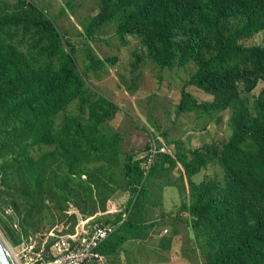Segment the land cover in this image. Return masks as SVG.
<instances>
[{
	"label": "trees",
	"instance_id": "obj_1",
	"mask_svg": "<svg viewBox=\"0 0 264 264\" xmlns=\"http://www.w3.org/2000/svg\"><path fill=\"white\" fill-rule=\"evenodd\" d=\"M51 5L0 0V198L23 236L50 230L58 218L76 225L70 207L92 217L129 191L125 212L105 219L119 226L100 252L110 264H136L125 255L148 252L143 242L157 221L145 218L178 162V210L188 214L191 251L202 258L193 264H264V44H246L264 32V0H96L97 13L82 17L78 32L85 38L83 70L78 42L51 17ZM110 26L122 45L128 37L138 41L130 62L138 74L128 89L137 87L144 65L153 66L158 85L162 70L193 65L176 114L192 117L199 132L225 116V140L180 150L175 139L178 156L157 154L145 176L143 160L123 146L129 132L111 129L117 105L86 81L119 62L99 58L91 45ZM189 86L209 99L198 100ZM175 215L162 213L159 231ZM171 227L158 239L165 251L177 232ZM5 232L14 237L12 228Z\"/></svg>",
	"mask_w": 264,
	"mask_h": 264
},
{
	"label": "rangeland",
	"instance_id": "obj_2",
	"mask_svg": "<svg viewBox=\"0 0 264 264\" xmlns=\"http://www.w3.org/2000/svg\"><path fill=\"white\" fill-rule=\"evenodd\" d=\"M67 4L59 5L54 3L51 5V7L58 10L60 7L64 6L66 9H68ZM82 5L83 7H87L88 13H85V11L82 12L81 17H87L88 14L96 13V0H88L87 5H85V2H82ZM51 12L53 13L54 10ZM51 12L50 15L52 17L53 14H51ZM62 26L68 29L73 35L74 39L78 42L79 51H81L79 55L80 59L78 66L80 70H83L84 61L81 59L83 53L81 46H83L82 42L85 41V38L82 35H78L79 30L74 29L70 25ZM113 30L114 28L111 26L104 28L97 38L103 37L105 40L101 43H91V45L95 50L96 56L99 58L104 59L117 56L119 59L117 66L114 68H107L108 65H105V67H103V71H99L97 75L96 73L91 72L89 76L86 77V81L100 95L109 98L114 104H118L116 105L120 111L115 116L116 119L114 118L110 122V125L111 127L118 126L121 132L125 131L126 128H129V138L126 144L127 148L131 152L133 151L138 155L144 154V152H142L143 147L147 138L150 137V133L145 129L147 127L149 131H152L153 128L159 129L157 132L165 130L166 137H175L180 141V150L195 148L203 142H210L212 139L225 140V137L229 134L225 116L220 123H214L210 125L208 130L205 132H199L193 131L195 123L192 117L184 114L178 116L176 114L175 106L180 96V90L184 81L188 79L189 73L193 71V65H189L187 68L183 69L174 68L172 70H162V80L159 85L156 83V80L153 76V72L155 71L153 66L144 65L141 69L142 75L136 80L138 83V88L134 87L133 90L128 89V85L126 84H131L130 79L132 81L138 74V71L132 72L130 67V62L132 61V52L136 51L138 48V41L128 37V45H122L120 41L115 39L117 36L114 35ZM63 32L65 31L63 30ZM246 44H264V32L255 35L251 40L247 41ZM260 87L261 85L256 87L253 93H256ZM186 89L191 94L195 95L200 101L206 100L208 97L193 86H189ZM166 139H161L165 146H167L166 142H168ZM155 142L158 146H161L159 145L161 144L160 140L157 142L155 139ZM170 145L171 143L166 148H168ZM202 174L203 171L194 178L201 177ZM207 174H211V171H208ZM172 196L173 195H166L165 199L163 198V204L167 209L171 208L175 210L178 209L180 202L178 200V203H176V197ZM130 197L131 194L129 191H119L107 203V207L113 209L116 206L117 210L121 209L123 212H125ZM70 208L69 211L74 210L73 213L77 215V221L79 218L83 217V215L80 214L77 209ZM161 215L162 211H159L153 215V218L159 220ZM151 218L152 217H146L145 219L148 221L151 220ZM66 219L68 218H58L56 220L55 225H58L60 234L71 231L75 226L73 225L72 220H70L72 222H66ZM95 221L101 222L96 218ZM156 223L161 226L159 221ZM7 227L15 230L13 238L7 236L5 232ZM163 228H167L169 230V228L165 226L162 227L161 230H163ZM49 231H46V228H40L38 232H36L35 236L30 238L27 237L32 234L23 236V233L20 230L18 218L15 215L13 208L9 206L6 201L0 198V237H2L10 251L14 253L19 264H27L19 246L33 243L37 247H41L44 243L45 235H47ZM14 239H17L21 242L16 245L13 242ZM189 247L193 249L195 247L194 243L190 242ZM187 250L188 247L186 248V251ZM172 252L175 257H173L172 261L166 264H193L195 262L202 261V258L194 252L187 253L189 258L186 260L180 259L178 256V251ZM140 253L146 255V258L143 261L138 260L136 264H156L157 261L151 259L147 252L146 254L143 251Z\"/></svg>",
	"mask_w": 264,
	"mask_h": 264
},
{
	"label": "crops",
	"instance_id": "obj_3",
	"mask_svg": "<svg viewBox=\"0 0 264 264\" xmlns=\"http://www.w3.org/2000/svg\"><path fill=\"white\" fill-rule=\"evenodd\" d=\"M15 1L16 0H3V2H7V3L11 4V5H13ZM87 1L88 0H41V2H44L46 4H54V3L55 4H59V5L60 4H67V3L68 4H71V3L72 4H75L76 6L73 9H71L70 7L68 9H66L64 6L63 7H60L58 10L56 8H54V9H56V11L54 10L53 15H54V17H56L58 19L59 22H61L62 25H66V26L70 25L74 29H78L80 31H81L80 28L82 27L81 23H82V20H83V18L81 17V13L84 12V11H85V13H88L87 7L86 6L83 7L82 2H85V5H87ZM96 13H97V8H96ZM95 14L91 13L92 16H94ZM115 39L117 41H119L117 39V37ZM104 40L105 39L103 37L97 38V42H99V43L103 42ZM154 98H156V97H154ZM207 99H209V97H207ZM178 101H179V99H178ZM178 101H177V103H178ZM177 103H176V105H177ZM175 108H176V106H175ZM111 129H113L114 131L121 132L120 131V128L118 126L117 127L116 126L115 127L113 126V127H111ZM145 129L150 133V137L147 138V140L145 142V145L143 147V150H142V152H144L143 155L135 154V152H133V151L131 152L127 148L126 142H127L128 138H129V136L127 137V139H124V141H123V146L125 147V149L127 151H130V153L132 155H134V158L143 160L142 161V167H143L144 157H145V155L147 153V149H145L147 147L146 145H149L150 144V141H151L152 138H155L157 142L160 140L161 141V144H159V145H164L163 142H162V140H161L162 138L163 139H166L167 138L166 139L168 141V142H166L167 143V146L170 143H172L173 141H176L175 140L176 139L175 137H170V138L166 137V131L165 130H163L161 132H157V130H159L157 128L156 129L153 128L152 131L151 130L149 131L148 130V127L145 128ZM125 130H127L129 132V128H126ZM167 146H165V147H167ZM168 152H171V153H173V155L176 154V156H178V151L176 150V147H175L174 144H171L167 148V153ZM178 165H179L178 162H176V164L172 168L171 172L169 173V175H168V181H169V184L170 183H172V184L163 187L162 195L160 197V200H159L158 205H156V206H150L149 209H148V212L150 214V217H152L150 221H152V222L154 220L158 221L157 219H154L153 218V215H155L159 211H162V213H175V212L178 211V215L177 216L175 215V218L174 219H170L169 220V222L175 224V226L177 228V232L173 235L172 240H171V243H170V248L167 251L163 250L159 246L158 239L161 238L164 235H168V234L171 233V228H172L171 227V223H169V225H165V227H168L169 230L167 228H163V230H160V231H159V229H160L159 228V224L156 223L157 229L154 228L151 231V238H149L148 240H146V241L143 242V244H144L143 246L148 247V252L147 253H148L149 257L151 259H157V258H159L161 260L160 264H166V263H169L170 261L173 260V257H175V256H174V254H173L172 251H178V256L180 257V259H182V260L185 259L186 260V259L189 258L188 255H187V253L192 252L191 250H193L192 248L189 247V243L191 242L190 239H191L192 233H191V230H190V228L188 226V222H189L188 214L186 212H179L178 209H175V210L174 209H171V208L167 209L164 206V204H163V198L165 199L166 195H173L172 197H176V199H175L176 200V203H178V200L180 202V198H179V195H178L176 186H175L176 179H178V175H179ZM144 175H145V172H144ZM147 175H145V176H147ZM201 177H202V175H201ZM201 177H197V178H195V180L198 181V180L201 179ZM118 210L122 211L121 209H118ZM118 210H117V208L115 206L113 209H110V208L107 207L104 212H102V211L101 212H98L95 216L97 218H103V219L102 220H99L98 219V221H101V222H97V223H103V224L112 225L117 230V227L119 225H115V224H112V223H108L105 219L106 218L112 219L115 213L120 212ZM73 211L74 210H70L68 212H73ZM123 218L125 219L126 218V215H124ZM77 223H78V221H77ZM161 226H162V224H161ZM74 227H73V229L71 231L74 230ZM53 228L54 229H56V228L58 229V225L53 226L50 229V231ZM35 234H32L30 236H35ZM52 240H53V237L46 238V236H45L44 243L42 244V246L45 247L46 252H48L50 250V245H51ZM42 246L41 247H38V248L40 249V248H42ZM171 246H172V248H171ZM187 247H188V250L186 251V248ZM125 257L128 260L138 259V260L143 261L146 258V255H144V254H142L140 252L137 253L136 256H134L133 254H129L128 253V254L125 255ZM106 258H107V256H106ZM107 259H108V261H107L106 264H110L109 258H107ZM122 259H124V255H122ZM162 259H164V261H162Z\"/></svg>",
	"mask_w": 264,
	"mask_h": 264
},
{
	"label": "built area",
	"instance_id": "obj_4",
	"mask_svg": "<svg viewBox=\"0 0 264 264\" xmlns=\"http://www.w3.org/2000/svg\"><path fill=\"white\" fill-rule=\"evenodd\" d=\"M165 151L164 147L151 141L143 162L145 175L152 168L157 154ZM115 230L112 225L97 223L94 217H81L73 231L60 234L57 228H53L45 235L46 238L53 237L48 252L44 246L39 249L33 243L19 248L27 264H106L107 258L100 248Z\"/></svg>",
	"mask_w": 264,
	"mask_h": 264
},
{
	"label": "water",
	"instance_id": "obj_5",
	"mask_svg": "<svg viewBox=\"0 0 264 264\" xmlns=\"http://www.w3.org/2000/svg\"><path fill=\"white\" fill-rule=\"evenodd\" d=\"M0 264H15L2 237H0Z\"/></svg>",
	"mask_w": 264,
	"mask_h": 264
},
{
	"label": "clouds",
	"instance_id": "obj_6",
	"mask_svg": "<svg viewBox=\"0 0 264 264\" xmlns=\"http://www.w3.org/2000/svg\"><path fill=\"white\" fill-rule=\"evenodd\" d=\"M152 140H154V138H152L151 139V141ZM151 141H150V144H151ZM154 142H155V140H154ZM150 144H149V146H150ZM155 144H156V142H155ZM157 145V144H156ZM158 146V145H157ZM158 147H164L165 148V150H167V148L164 146V145H161V146H158ZM149 148V147H148ZM148 150V149H147ZM164 153H166V151L164 152ZM160 154V153H159ZM68 214H74L73 212L71 213V212H68ZM83 217H87V216H83ZM92 217H94V219L96 218V216H92ZM30 237V236H29ZM29 237H27V238H29Z\"/></svg>",
	"mask_w": 264,
	"mask_h": 264
},
{
	"label": "bare ground",
	"instance_id": "obj_7",
	"mask_svg": "<svg viewBox=\"0 0 264 264\" xmlns=\"http://www.w3.org/2000/svg\"><path fill=\"white\" fill-rule=\"evenodd\" d=\"M7 248L9 250V252H10L11 257L14 259L15 264H19L17 258L14 255V253L12 251H10L9 247H7Z\"/></svg>",
	"mask_w": 264,
	"mask_h": 264
}]
</instances>
